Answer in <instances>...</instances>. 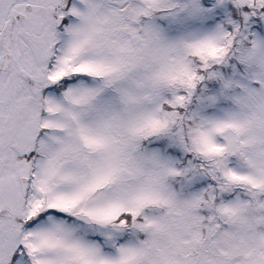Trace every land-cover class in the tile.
Masks as SVG:
<instances>
[{"label":"snow or ice","instance_id":"snow-or-ice-1","mask_svg":"<svg viewBox=\"0 0 264 264\" xmlns=\"http://www.w3.org/2000/svg\"><path fill=\"white\" fill-rule=\"evenodd\" d=\"M0 264H264V0H0Z\"/></svg>","mask_w":264,"mask_h":264}]
</instances>
